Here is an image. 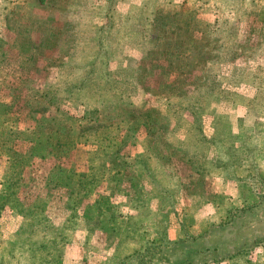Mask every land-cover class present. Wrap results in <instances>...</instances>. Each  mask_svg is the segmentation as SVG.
Returning a JSON list of instances; mask_svg holds the SVG:
<instances>
[{"label": "rangeland", "instance_id": "374dc122", "mask_svg": "<svg viewBox=\"0 0 264 264\" xmlns=\"http://www.w3.org/2000/svg\"><path fill=\"white\" fill-rule=\"evenodd\" d=\"M164 231L264 264V0H0V264H119Z\"/></svg>", "mask_w": 264, "mask_h": 264}, {"label": "trees", "instance_id": "16d2710c", "mask_svg": "<svg viewBox=\"0 0 264 264\" xmlns=\"http://www.w3.org/2000/svg\"><path fill=\"white\" fill-rule=\"evenodd\" d=\"M233 1L238 2L242 0ZM63 91L67 92V87ZM241 147L242 148H225L220 152L222 156H219L217 152L214 155L212 159L214 167L218 169L223 176L227 175V171L232 169L233 166L239 165L237 163L239 161L238 159L241 158H238L240 154L247 155V148H245L244 145H241ZM245 163L248 164L249 161L245 160L244 164ZM158 192L159 191H156V193ZM160 192L165 193L162 189H160ZM172 212L175 213L174 210ZM169 223L170 220L163 222L164 226L167 228L169 227ZM160 237L163 240L162 243L150 245V247L137 252L131 259L122 260L119 264H200L207 263L214 254L218 253L217 244L204 243V235L192 237L188 236L186 233L184 238L170 239L168 234L164 231ZM202 243H204V245Z\"/></svg>", "mask_w": 264, "mask_h": 264}]
</instances>
